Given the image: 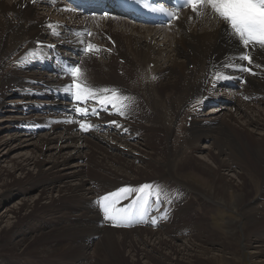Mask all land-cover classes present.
<instances>
[{"label":"bare ground","instance_id":"bare-ground-1","mask_svg":"<svg viewBox=\"0 0 264 264\" xmlns=\"http://www.w3.org/2000/svg\"><path fill=\"white\" fill-rule=\"evenodd\" d=\"M55 4L57 8L53 7ZM60 4L61 0L52 3L51 0H0V107L7 104L11 92L17 93L18 105L24 110L38 109L54 118L24 121L22 126L26 131L38 127L35 124L39 123L55 134L60 132L58 136L45 135L36 142L28 141L35 148L41 147L42 154L54 152L49 153V159L33 157L27 164L17 166L16 170L24 174L22 181L13 180L11 171L1 173L5 177L0 185V205L34 188L39 189L41 196L13 208L15 220L4 231L0 230V255L10 248L16 253L24 251V258H0L3 259L0 264H111L112 260L128 264H156L157 261L204 264L208 258L212 262L220 258V264H237L241 257L233 253L234 256L226 258V255L213 256L215 253L209 255L208 245L215 241L207 239L208 224L204 217L207 211L220 208H227L239 217L221 224L224 234L244 248L253 249L249 258L252 264H264V133L257 138L251 130L260 127L264 132V55L249 52L254 56L252 67L257 75L243 73L246 82L239 83L242 89L229 91L237 105L235 110L216 109L214 116L197 118L196 104L205 96L207 101L215 99L214 77L226 69L223 65L245 63L238 60L241 45L218 16L209 9L202 17L187 10L175 26L151 27L115 20L96 21L72 7H69L71 11H63L58 7ZM40 6L50 10L53 16L59 14V19L39 15ZM55 22L64 27L66 37L48 34L49 25ZM80 27L89 28L95 34L73 35L72 29ZM110 33L116 39H108ZM46 37L53 44L63 42L62 46L72 39L70 45L79 46V41L85 40L111 49L99 53L105 62L103 72L91 74L87 80L99 88L116 85L124 94L133 93L131 108L125 116H118L124 124L119 127L129 130L130 134L106 129L115 141L98 133L84 136L77 131L78 125L68 113V103L59 101L53 90L46 97L31 94V79L38 81V88L54 86L57 90L71 82L55 70L51 71L56 74L52 76L38 69L24 71L11 66L14 53L20 51L19 55L34 45L27 43L29 40ZM156 37L163 38L161 47ZM112 61L118 63L115 71L120 65L133 69L131 74L123 71L124 83L110 80L109 75L114 74L110 71L114 68ZM256 64L261 67H255ZM153 75L156 80L151 79ZM53 113L58 116L53 117ZM180 118L186 121L185 134L174 133L172 129ZM243 133L253 145L241 137ZM155 134L163 136L164 145L160 157L152 158L148 149L153 148ZM131 137L136 140L134 143ZM202 139L217 151L216 155L211 154L213 161L217 159L214 168L196 154L202 148L198 144ZM68 148L71 150L65 152ZM73 151L75 154L70 155ZM73 157L87 161L86 168H79L80 162L71 164ZM187 162H195L197 169H185ZM30 164L34 169L27 172L25 166ZM221 168L236 172L238 182L232 183L230 177L228 180ZM247 182L251 185L249 189ZM141 183L160 186L162 198L172 200L161 227L113 229L109 220L100 217L94 198L119 186L138 189ZM245 227L252 229L249 234L244 233ZM39 236L43 238L37 247L34 241ZM31 247L41 258L27 257Z\"/></svg>","mask_w":264,"mask_h":264},{"label":"rangeland","instance_id":"rangeland-1","mask_svg":"<svg viewBox=\"0 0 264 264\" xmlns=\"http://www.w3.org/2000/svg\"><path fill=\"white\" fill-rule=\"evenodd\" d=\"M39 10H40L39 15L44 16V17H48L49 19L57 20L60 17L59 14H58V16H53V14L50 10H47L46 8H44L42 6H40ZM96 18L97 19H93V20H96V21H106L107 20V19H100L99 16H97ZM108 20L110 22L112 20L130 22V20L128 18L116 17L114 15L111 16ZM130 23H132V22H130ZM60 27H61L62 31L66 34V31L63 30L64 27L62 25H60ZM169 31H171V30H169ZM110 37L112 40L116 39L112 33H110ZM156 39H157L156 41H158L160 43L159 47H161L163 45V38L156 37ZM62 51H64V52H61L63 55L64 53H66L69 50L63 49ZM76 58H79V57L74 56L72 58V61L74 62ZM80 59H81V68L84 70L86 77L91 75V74L103 72V69H104L103 65L105 64V62L103 61L102 57L97 56L95 54H88V55L82 56ZM117 66H118L117 62H115V61L111 62V67H114V68H112L110 71H111V73L113 72L114 74H110L109 78H110V80H113L114 82L117 80V81L124 83L125 76L123 74V71L126 70V72H128V74H131L133 72V69H131L127 66H124V65H120L121 68H118L115 71ZM121 71H122V73H120ZM137 72H138V70L135 69L133 74L136 75ZM47 73L49 75L52 74V76L56 75V74H53L52 72L46 71V74ZM220 89H223V88H220ZM212 94L214 95L215 99L208 101V103H210L211 105H208V106L206 105V106H204L205 108H203L200 105L201 103L196 104V108L194 110L195 117H197V118H208V117L214 116L217 113L216 109H219L222 112L223 111L229 112L231 108L233 110H235V108H237L236 103H234V101H232V99L230 98L231 95L229 94V92L224 91L223 92L224 95L223 94L220 95L219 90H214V91H212ZM7 97H8L6 99L7 104L0 107V157H1L0 158V185L2 184V179L5 177V176L4 177L1 176L2 172L11 171L10 177L13 180L17 179L18 181H22L24 174H22V172L20 170H16L17 166H19V165L22 166V165L27 164V162L33 157H38V158L46 157L45 159H49L48 158L50 155L49 153H51V155H52V152H54L53 150H51L49 152H45L44 154H42L39 150V149H41V147L38 149V148H35L34 144H28V141L31 140V141L36 142L41 136L47 135V137L48 136L52 137L53 134H55L53 132V130L49 131L48 126H45V129H43L41 131H37V132L35 131L34 132L35 134H37L36 136L35 135L29 136L30 135L29 133H31V131H26L22 126L23 125L22 123H24V121H27L30 119L39 120V119H45L48 117V120H52L54 118L50 117L49 113L41 112L38 109L24 110L23 107L18 105L19 101H17V100H19L20 97L17 93L11 92ZM229 99H230V101H229ZM221 107H223V108H221ZM259 107L262 108L263 105L260 104ZM232 109H231V111H232ZM257 110H258V108H257ZM52 116L57 117L58 114L53 113ZM62 120L64 121V118ZM17 125H19V126H17ZM172 129H173L174 133L181 132V134H185V132H186V121H185V119L180 118L179 120H177V122L173 123ZM259 129H260V127L254 129V130L251 129L252 133L255 134V137H257V138H261L263 133H264L262 130H259ZM56 133H57V134H55L56 136L60 135V132L59 133L56 132ZM244 136H245L244 133L241 134V137L248 143V145H253V142L251 140L245 138ZM27 137H29L28 138L29 140L27 139ZM107 138L111 141H115L113 136L108 135ZM135 141L136 140H132L131 142L134 143ZM152 142H153L152 143L153 148L148 149L149 150L148 151L149 156L152 158H157V155H158V157H160V153H161V150H162L163 145H164L163 136L160 134H155L154 138L152 139ZM159 144H160V146H159ZM198 144L202 148L196 154L199 155V157L205 159L211 165V167H213V168L216 167L217 166V159L215 161H213V159H211V154L214 156V155H216L214 153H217V151H215L214 149H211V147L209 148V145H208L209 142L206 139H202ZM127 147H130V146H127ZM69 150H71V148L66 149L65 152H68ZM83 150H84V147H83ZM86 150L89 152V150L85 148V151ZM158 151H159V153H158ZM47 153H48V155H46ZM74 154H75V152L73 151L70 155H74ZM53 155H55V154H53ZM63 155H64V153H63ZM66 155H67V153H66ZM76 162L77 163L80 162L79 168H81V167L86 168L87 161H85V160L79 161V158L73 157L71 159V164L76 163ZM194 163L195 162H187V163H185L186 166L184 164L183 167H185V169L190 170V171L195 170V168L197 169V166L194 165ZM136 164L138 165L139 162L136 161ZM29 166H30V168H29ZM25 168H27L26 169L27 172H32L34 169V166H31V164H30V165H26ZM31 168H32V170L28 171V169H31ZM221 171H222L221 173L225 177H227L228 180H230V178H231L232 183L238 182L239 178L237 177L236 172H233L230 170L228 171L224 168H221ZM6 174L7 173H5V175ZM245 185L248 189L251 187L249 182H247ZM0 190H1V186H0ZM1 192L2 191H0V194H1ZM57 195H58V193L56 191L53 192V196L56 197ZM40 196H41V192L39 191V189L34 188L32 190H29L28 192L16 194V195L12 196L6 202H3L0 205V230L4 231V228L7 227L8 225H10L12 223V221L15 220V218H13L14 217V212H13L14 207L21 206L20 204L24 201H31L33 199H38ZM223 209L220 208V209H212L210 211H207V213H206L207 216L204 217V219H207L206 223L208 224V227H207L208 233H206L208 235L207 239L215 241V243L208 245L209 248L211 247V249L209 250L210 257L215 253L213 256L219 255L217 257H223L224 255H226V256H224V258H226L228 256L231 257V255L233 253V254L241 257L240 261L237 259V262H236L237 264H252L253 260H250L249 258H251L250 253H251V251H253V249L252 248L251 249L244 248L242 245L239 244L238 241H236L235 239H234L235 240L234 241L224 234L225 230L221 224L227 223L228 221L233 220V219L236 220L239 217L235 212H233L227 208H223ZM198 227L199 226H197V228ZM251 230L252 229H248L245 227L244 233L249 234ZM5 233L6 232H4V234ZM165 237H167V236H165ZM42 238L43 237L39 236L36 238L37 241L36 240L34 241V243L37 247L40 245L41 242H39V241ZM95 243L96 242L93 243L92 248L95 247ZM32 247H35V246L32 245ZM32 247L30 248V251H28L27 257L28 258H41L40 256H38V254L35 250H32ZM2 251H5V250H2ZM237 251L239 254L236 253ZM21 252L17 251V253H16L12 249L7 248L5 251V253H7V254H5V253L1 254L0 258H4V259L5 258H17V257L18 258H24L22 255L25 252L24 251L22 253ZM167 253H168V251H167ZM232 256H234V255H232ZM217 259H215L216 260L215 262H212L213 259L208 258V260H205L206 262L204 264H214V263L220 264V261H219L220 258H217ZM163 260H165V259H163ZM2 261H3V259H0L1 263H2ZM143 261L146 262V260H143ZM115 263L116 264H128V263H122L119 260H117L116 262L114 260H112L111 264H115ZM163 263H165V262H163ZM156 264H161V263L157 261ZM176 264H201V262H199V261L198 262L197 261H191V262L177 261Z\"/></svg>","mask_w":264,"mask_h":264},{"label":"snow or ice","instance_id":"snow-or-ice-1","mask_svg":"<svg viewBox=\"0 0 264 264\" xmlns=\"http://www.w3.org/2000/svg\"><path fill=\"white\" fill-rule=\"evenodd\" d=\"M153 3H158V0H153ZM144 6L146 8L149 7L148 3H145ZM182 8H190L192 13L200 17L204 16L205 10L210 8L212 12L225 22V27L230 35L241 45L242 54L239 55L238 60L246 62L228 63L223 65V67L239 70L253 76L257 75V72L252 67L254 56L249 54V52L264 55V0H177L174 8L170 9L160 6L152 7L150 10L167 14L169 22H171L180 20L179 13ZM68 10L71 11L72 9ZM49 27L51 28L52 26L49 25ZM88 35L91 36L92 33L89 32ZM108 39H111V37ZM79 42L84 46V55L100 51L99 46L91 41L81 40ZM106 51H111V49H106ZM80 64L81 62H72L69 65H65L63 71L71 80L65 86V92L69 93L71 98L77 102L75 111L85 118L78 121L81 130L88 131L96 127L88 122L87 117L99 116L100 110L110 114L115 113L121 117L125 116L134 102V97L124 94L119 88H99L92 85L87 80ZM255 67L259 68L261 65L256 64ZM227 78V76L220 73L216 74L217 80ZM151 79L156 80L157 77L153 75ZM89 102L98 105L99 109L96 106L89 107ZM79 105L84 106L81 107ZM110 123L116 125L117 121L112 120ZM154 187L158 197L162 189L160 186L150 184L141 185L138 189L124 187L118 189L117 192L107 193L100 198L105 219L112 221L113 226L116 227H129L133 222H141L136 220L125 208H117L115 205L119 203L120 194H124V198H127L133 192L145 193L147 190V195L150 196ZM152 223L155 224L156 220L153 219Z\"/></svg>","mask_w":264,"mask_h":264}]
</instances>
